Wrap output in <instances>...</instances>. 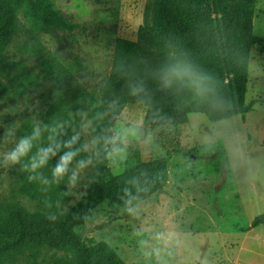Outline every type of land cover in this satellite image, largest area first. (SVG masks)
Segmentation results:
<instances>
[{
  "label": "trees",
  "instance_id": "1",
  "mask_svg": "<svg viewBox=\"0 0 264 264\" xmlns=\"http://www.w3.org/2000/svg\"><path fill=\"white\" fill-rule=\"evenodd\" d=\"M22 1L0 0V96L12 101L35 89L24 61L5 55L14 6ZM94 1L116 10L119 6V0ZM255 2L147 0L135 40L114 39L109 74L98 91L72 88L73 74L30 35L31 43L21 49L40 61L43 76L57 91L40 129H29L23 154L20 192L36 210L0 202V264H127L104 241L80 242L75 228L101 203L115 213L156 195L167 185L168 169L164 157H148L113 175L109 158L118 149L113 128L129 104L146 108L143 128L182 125L193 113L211 120L246 113L245 64L251 48L260 43L252 33ZM32 3L27 20L35 30L71 34L80 28L52 0ZM86 123L91 127L90 154L81 134ZM85 167L82 205L65 211L70 170ZM58 168L63 172L56 175ZM258 223H264V214ZM41 250L53 254L39 262ZM60 251L68 254L55 255Z\"/></svg>",
  "mask_w": 264,
  "mask_h": 264
},
{
  "label": "rangeland",
  "instance_id": "2",
  "mask_svg": "<svg viewBox=\"0 0 264 264\" xmlns=\"http://www.w3.org/2000/svg\"><path fill=\"white\" fill-rule=\"evenodd\" d=\"M146 1L119 0L116 10L94 0H52L56 10L80 25L71 34L35 30L27 20L32 0L14 6L5 55L24 61L35 89L14 101L0 96L1 203L18 202L30 212L36 210L20 192L23 154L29 129L33 125L40 129L57 91L52 80L43 76L40 61L22 51V46L35 35L45 53L56 56L73 74L72 88L98 91L109 74L114 39L135 40ZM252 33L260 43L251 48L245 64L246 113L220 120L193 113L182 125L143 128L146 108L142 104H130L122 111L113 128L118 149L109 158L112 174L135 167L141 158L164 157L168 182L132 209L118 208L113 213L106 203L98 205L75 228L80 242L104 241L127 264L233 263L243 234L264 214V199H258L264 195V0L255 2ZM227 73L228 81L235 84L233 74ZM81 134L90 154V124L83 126ZM21 147L23 153L13 162L11 154ZM86 173L87 167L70 170L65 211L82 205ZM52 254L41 250L39 262Z\"/></svg>",
  "mask_w": 264,
  "mask_h": 264
},
{
  "label": "crops",
  "instance_id": "3",
  "mask_svg": "<svg viewBox=\"0 0 264 264\" xmlns=\"http://www.w3.org/2000/svg\"><path fill=\"white\" fill-rule=\"evenodd\" d=\"M140 146L143 149L145 147L141 143ZM258 199H264V195L261 194ZM232 264H264V223H258L245 231Z\"/></svg>",
  "mask_w": 264,
  "mask_h": 264
},
{
  "label": "clouds",
  "instance_id": "4",
  "mask_svg": "<svg viewBox=\"0 0 264 264\" xmlns=\"http://www.w3.org/2000/svg\"><path fill=\"white\" fill-rule=\"evenodd\" d=\"M23 153V147H21L19 150H18V152H13L12 154H11V156H10V159L13 161V162H15L16 160H17V156H18V154H22ZM63 172V169L62 168H58L57 170H56V175H59L60 173H62Z\"/></svg>",
  "mask_w": 264,
  "mask_h": 264
}]
</instances>
